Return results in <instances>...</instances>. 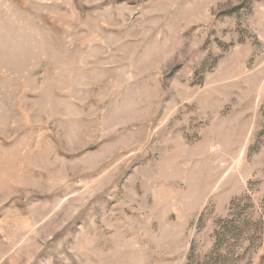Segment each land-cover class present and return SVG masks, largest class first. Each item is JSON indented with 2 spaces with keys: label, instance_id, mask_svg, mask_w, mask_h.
Wrapping results in <instances>:
<instances>
[{
  "label": "rangeland",
  "instance_id": "rangeland-1",
  "mask_svg": "<svg viewBox=\"0 0 264 264\" xmlns=\"http://www.w3.org/2000/svg\"><path fill=\"white\" fill-rule=\"evenodd\" d=\"M0 264H264V0H0Z\"/></svg>",
  "mask_w": 264,
  "mask_h": 264
}]
</instances>
